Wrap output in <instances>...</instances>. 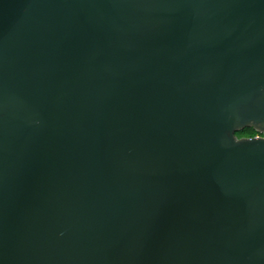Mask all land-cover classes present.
Instances as JSON below:
<instances>
[{"label":"water","instance_id":"water-1","mask_svg":"<svg viewBox=\"0 0 264 264\" xmlns=\"http://www.w3.org/2000/svg\"><path fill=\"white\" fill-rule=\"evenodd\" d=\"M0 264H264V0H0Z\"/></svg>","mask_w":264,"mask_h":264},{"label":"trees","instance_id":"trees-1","mask_svg":"<svg viewBox=\"0 0 264 264\" xmlns=\"http://www.w3.org/2000/svg\"><path fill=\"white\" fill-rule=\"evenodd\" d=\"M235 135L237 137H252L258 135V133L255 132L252 128L246 127L240 131L235 132Z\"/></svg>","mask_w":264,"mask_h":264}]
</instances>
